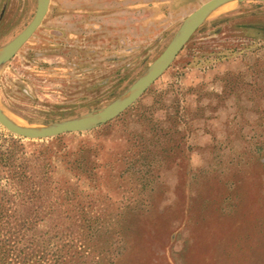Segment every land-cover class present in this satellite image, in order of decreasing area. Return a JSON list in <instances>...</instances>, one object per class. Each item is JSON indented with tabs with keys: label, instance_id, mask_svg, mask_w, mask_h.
<instances>
[{
	"label": "rangeland",
	"instance_id": "1",
	"mask_svg": "<svg viewBox=\"0 0 264 264\" xmlns=\"http://www.w3.org/2000/svg\"><path fill=\"white\" fill-rule=\"evenodd\" d=\"M36 1L0 0V47L29 24ZM206 1L50 0L0 68V108L39 126L109 105ZM256 3L214 12L132 106L96 129L57 142L0 126V147L13 141L20 158L48 147L75 159L84 145V164L99 171L86 180L50 157L48 204L58 208L54 191L71 186L83 210L74 202L35 222L14 255L34 244L45 264H264V5ZM251 22L259 27H243ZM0 190L15 196L1 174ZM69 211L83 213L87 228L71 225Z\"/></svg>",
	"mask_w": 264,
	"mask_h": 264
},
{
	"label": "trees",
	"instance_id": "2",
	"mask_svg": "<svg viewBox=\"0 0 264 264\" xmlns=\"http://www.w3.org/2000/svg\"><path fill=\"white\" fill-rule=\"evenodd\" d=\"M255 5H264V3L259 2L252 7ZM243 27L258 28L259 26L251 22L244 24ZM100 108L96 107L93 111ZM59 139L60 137H57L53 141ZM133 146V144L128 146L126 152H130ZM47 148L44 147L35 157L20 158L17 156L18 148L15 147L13 141L8 148L2 149L0 147V174L5 176L15 191V196L6 197L5 191L0 190V264H45V257L42 256L43 250L39 251L40 248L35 247L34 244H27L22 255H14L13 247L18 237L22 235L23 238L27 232L31 231L35 222L51 217L55 211L59 212L60 206H65L67 209L72 208V203L75 202L77 209L83 210V203L80 201L76 190L71 186L63 185L54 191L58 208L48 204L49 196L47 195L49 193L43 190L44 186L41 183L52 177V173L47 170L50 167V157L58 158L64 165V172L67 174L73 173L86 180L99 174V171H95L93 174L97 164H91L90 167L84 164V152L86 151H83V148H87L86 146H79L77 153L81 157L75 159L70 158L71 154L68 152L59 153L57 151L50 155ZM98 148L101 146L98 145ZM36 162L42 163L40 168L33 166ZM132 162H134L133 158ZM67 214L71 215L68 218L71 225L78 229L83 228V230L87 228L89 220L83 213L75 215L73 211H69ZM37 253H39L38 256Z\"/></svg>",
	"mask_w": 264,
	"mask_h": 264
},
{
	"label": "water",
	"instance_id": "3",
	"mask_svg": "<svg viewBox=\"0 0 264 264\" xmlns=\"http://www.w3.org/2000/svg\"><path fill=\"white\" fill-rule=\"evenodd\" d=\"M49 2L50 0H37L35 12L29 24L10 42L0 47V68L12 59L40 26L48 11ZM243 2L264 3V0H208L201 4L185 18L166 48L148 66L143 75L109 105L70 120L39 126L23 125L6 115L0 108V126L10 134L23 139L46 140L61 135L91 131L112 121L132 106L162 75L208 17L224 6Z\"/></svg>",
	"mask_w": 264,
	"mask_h": 264
},
{
	"label": "bare ground",
	"instance_id": "4",
	"mask_svg": "<svg viewBox=\"0 0 264 264\" xmlns=\"http://www.w3.org/2000/svg\"><path fill=\"white\" fill-rule=\"evenodd\" d=\"M22 123V122H21Z\"/></svg>",
	"mask_w": 264,
	"mask_h": 264
}]
</instances>
